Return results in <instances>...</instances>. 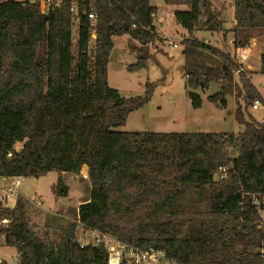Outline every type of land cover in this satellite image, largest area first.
Returning a JSON list of instances; mask_svg holds the SVG:
<instances>
[{
	"label": "trees",
	"instance_id": "obj_1",
	"mask_svg": "<svg viewBox=\"0 0 264 264\" xmlns=\"http://www.w3.org/2000/svg\"><path fill=\"white\" fill-rule=\"evenodd\" d=\"M79 1L76 39L68 2L44 15L35 5L0 1V176L56 171L53 193L62 198L69 192L62 173L80 176L87 165L92 187L58 245L30 228L24 202L12 210L0 204L2 219L10 221L0 235L19 264H109L104 246L81 248V225L128 247L164 251L176 264H264V123L247 111L257 100L264 106V98L235 57L194 36L225 32L212 9L216 0L164 1L188 7L175 18L189 34L181 43L192 107L203 104L196 91L218 85L208 100L225 109L228 96L236 99L235 119L244 127L238 134L118 130L165 80L148 82L139 97L110 87L114 38L128 35L143 47L159 40L158 9L150 0ZM231 1L233 33L264 29V0ZM246 45L235 41L236 48ZM148 60L140 57L128 70ZM261 62L264 74V55Z\"/></svg>",
	"mask_w": 264,
	"mask_h": 264
},
{
	"label": "rangeland",
	"instance_id": "obj_2",
	"mask_svg": "<svg viewBox=\"0 0 264 264\" xmlns=\"http://www.w3.org/2000/svg\"><path fill=\"white\" fill-rule=\"evenodd\" d=\"M229 1H212V9L220 14L224 21L225 32L218 33L212 37L211 41L205 43L217 45L219 41L220 49L235 56V42L227 44V37L235 26L231 25V14L229 12L231 4ZM222 10V12H221ZM224 11V12H223ZM203 20L206 18L204 15ZM158 22L159 33L164 36L148 46H141L128 35L115 37L114 48L108 64V83L110 87L119 91L126 98L143 96L148 82L165 80L164 84L159 85L151 99L141 109L132 112L124 127L118 128L125 132H155V133H239L244 130L235 119L237 101L233 96H228V107L221 109L211 103L208 98L216 94L219 90L218 85L212 84L206 91L198 90L196 93L201 95L203 105L200 109H194L188 97L186 88V75L184 74V48L182 46V33L186 29L178 24L172 17L170 9L161 10L160 15L155 16ZM163 26L161 27V25ZM78 24H74L73 35L76 39ZM204 31V30H198ZM158 33V34H159ZM256 33L259 37L258 51L264 52V29H247L238 32L236 41L248 44V36ZM195 36V35H194ZM188 37V36H187ZM196 37V36H195ZM185 38V37H184ZM197 38V37H196ZM200 40V39H199ZM94 41L91 48H94ZM177 44V46H174ZM247 46V45H246ZM245 46V47H246ZM243 48V47H242ZM140 57H149L147 66L141 70L131 72L128 67L136 64ZM257 57L253 56L251 66L254 69H247L248 65H242L243 71L248 74L252 83L264 98V74L262 69L258 70ZM236 81L238 75L235 74ZM262 104V103H261ZM249 106L248 112L258 122L264 123V106L259 110H252ZM18 144L16 148H21ZM60 174L52 171L40 178H23V184L18 195L9 201L8 209H14L18 200L25 203L26 220L30 228L40 236L47 244L58 245L61 240V229L76 221L71 212L77 210L81 204L89 201L92 187L88 179V170L83 166L81 175L65 173L63 180L69 192L66 197L58 198L53 193V186L57 182ZM25 196V197H24ZM3 207V206H2ZM4 208V207H3ZM6 208V207H5ZM2 213L0 210V227L3 224ZM88 232L81 225L77 230L78 238H87ZM5 238L0 235V238ZM128 258V253H125ZM19 264V256L15 248L6 245V241L0 242V263ZM170 264H176L171 262Z\"/></svg>",
	"mask_w": 264,
	"mask_h": 264
},
{
	"label": "built area",
	"instance_id": "obj_3",
	"mask_svg": "<svg viewBox=\"0 0 264 264\" xmlns=\"http://www.w3.org/2000/svg\"><path fill=\"white\" fill-rule=\"evenodd\" d=\"M8 1V0H0ZM18 2H25L31 5H35L39 8L42 14L49 15L51 12L62 8L67 2L69 3V10L72 14L74 24L79 22L80 1L79 0H12ZM89 19L95 21L96 15L94 13L89 14ZM96 35H93L95 43ZM177 46V44H174ZM262 106L259 100L255 101L252 105V110H259ZM18 145V144H17ZM16 145V146H17ZM21 147V146H20ZM19 150L20 148H16ZM12 157V153L8 154V158ZM226 170L222 169V173ZM23 184V177L19 176H0V204L5 208H8L10 200L15 199L18 195L20 187ZM17 204V202H16ZM16 206V205H15ZM3 224H7L8 219L1 221ZM88 232L87 238H78L77 242L81 248L91 245L104 246L109 255V264H121L123 260H127L130 264H170L171 261L166 257L164 251L161 250H138L132 247H128L116 240L113 236L100 232L99 230L86 229ZM125 253H128V258L125 257Z\"/></svg>",
	"mask_w": 264,
	"mask_h": 264
},
{
	"label": "crops",
	"instance_id": "obj_4",
	"mask_svg": "<svg viewBox=\"0 0 264 264\" xmlns=\"http://www.w3.org/2000/svg\"><path fill=\"white\" fill-rule=\"evenodd\" d=\"M224 1H229L228 4L230 3L231 6H230V9H229V12L231 14V25L235 26V22L233 20V16H234V7H233V2L231 0H224ZM150 3L152 6H155L157 9H158V13L157 15H160L161 13V10H165V9H170V12H171V15L172 17L175 18V12L176 11H186L188 10V7L186 5H167L165 3L164 0H150ZM222 12V10H221ZM224 12V11H223ZM176 19V18H175ZM177 21V20H176ZM158 22H156L155 20V27H156V32L159 33V27H158ZM179 24V23H178ZM163 26V24L161 25V27ZM162 39H164V36L160 35V33L158 34ZM189 34L186 30L185 33H182V37L180 38L179 42L184 38V37H187ZM194 35L202 40L204 39L206 42H210L211 41V36L213 37L215 35V33H212V32H208V31H196L194 33ZM256 33L252 34L251 36L249 35L248 36V44L246 47H243V48H235V58H238L240 63L242 65H248L247 66V69L248 70H252L254 69L253 66H251V60L253 59V56H256L257 58V62H258V72L261 71L262 69V62H261V58L262 56L264 55V52L263 51H258L259 49V45H260V42H259V37L258 36H255ZM236 38L237 36L234 34V33H229L228 37H227V44L228 45H232V43H234L236 41ZM115 39V38H114ZM217 45H214L215 47L219 48L220 49V43L219 41H216ZM115 44V43H114ZM255 70V69H254ZM216 85V84H215ZM219 91V90H218ZM261 94V93H260ZM262 95V94H261ZM210 97V96H209ZM263 97V96H262ZM203 105V104H202ZM237 106V105H236ZM227 107H228V100H227ZM226 109V108H225ZM240 133V132H239ZM233 134H238V133H233ZM65 173H62V177H64ZM21 196H23V193L21 192ZM25 197V196H24ZM4 242L5 241V238H0V242Z\"/></svg>",
	"mask_w": 264,
	"mask_h": 264
},
{
	"label": "water",
	"instance_id": "obj_5",
	"mask_svg": "<svg viewBox=\"0 0 264 264\" xmlns=\"http://www.w3.org/2000/svg\"><path fill=\"white\" fill-rule=\"evenodd\" d=\"M84 167L88 170V166L87 165H84Z\"/></svg>",
	"mask_w": 264,
	"mask_h": 264
}]
</instances>
